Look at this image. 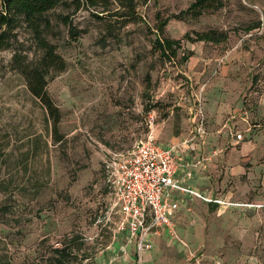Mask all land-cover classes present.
I'll use <instances>...</instances> for the list:
<instances>
[{"label":"rangeland","instance_id":"rangeland-1","mask_svg":"<svg viewBox=\"0 0 264 264\" xmlns=\"http://www.w3.org/2000/svg\"><path fill=\"white\" fill-rule=\"evenodd\" d=\"M194 1H140L132 22L85 4L49 12L43 36L66 61L47 87L60 111L58 136L13 64L15 54L36 62L44 51L23 18L15 23L10 47L0 49V264H53L54 249L65 242L74 248L71 264H138L132 245L123 253L125 236L116 235L114 163L149 134L175 144L189 126L213 116V99L223 116L209 125L222 130L217 147L230 113L244 114L252 126L249 135L239 117L232 119L242 143L258 145L249 180L241 181L250 182L251 193L234 182L220 187L222 195L232 193L229 201L252 207L215 209L190 200L143 264H264V170H257L264 169V0H217L198 18L184 14ZM165 21L162 38L181 40L177 56L167 59L156 46ZM210 30L228 40L185 38Z\"/></svg>","mask_w":264,"mask_h":264},{"label":"built area","instance_id":"built-area-1","mask_svg":"<svg viewBox=\"0 0 264 264\" xmlns=\"http://www.w3.org/2000/svg\"><path fill=\"white\" fill-rule=\"evenodd\" d=\"M197 132L200 135L206 132L204 117L198 123ZM235 137L237 140L243 139L242 134H236ZM178 167L173 149L164 148L153 134L140 141L136 152L114 163L112 199L113 207L120 216L116 235L125 236L123 253H127V246L135 245L138 264H143L142 254L153 248L151 235H160L166 227L173 233L171 216L182 203L175 194L200 200L215 209L252 207V204L234 203L185 186L177 177Z\"/></svg>","mask_w":264,"mask_h":264},{"label":"trees","instance_id":"trees-1","mask_svg":"<svg viewBox=\"0 0 264 264\" xmlns=\"http://www.w3.org/2000/svg\"><path fill=\"white\" fill-rule=\"evenodd\" d=\"M140 1L147 3L149 0H71V2L70 0H1L0 49L10 47L7 35L14 28L19 18H23L25 23L33 30L39 46L44 51L42 57L36 62H27L20 55L15 54L13 64L25 78L30 93L41 102L49 117L53 120V132L56 136L59 135L60 111L48 92V78L51 72L64 71L66 69V61L58 54L56 47L43 36L44 31L48 30L50 26V21L46 16L61 5L72 4L81 7L85 4L94 8H102V13L109 12L110 16L122 18L126 22H132L138 18L137 9ZM217 2V0H195L184 14L198 18L206 11L215 8ZM112 5H116V9H111ZM66 24L69 26V22ZM165 25L166 21L158 26L157 32L159 36L156 39V46L161 56L167 59L177 56L181 40L162 38ZM71 30L72 27L70 28ZM185 38L191 41L221 43L228 40V34L210 30L196 33V40L191 39L189 35ZM187 59V57L184 58V60ZM64 244V247L54 249L53 252L56 256L51 258L53 264H71L74 248L70 247V245L67 246V242ZM34 264H43V262L39 261Z\"/></svg>","mask_w":264,"mask_h":264},{"label":"crops","instance_id":"crops-1","mask_svg":"<svg viewBox=\"0 0 264 264\" xmlns=\"http://www.w3.org/2000/svg\"><path fill=\"white\" fill-rule=\"evenodd\" d=\"M215 100L207 105L208 110L210 111V114H213L210 119L205 120V134L200 135L197 132L198 124L192 126H189V128L186 129L183 133H181L179 136V139L176 141L173 145H166L160 142L164 148L166 149H173L174 155L177 158V162L179 164L178 171H177V177L181 179L182 183L185 186L191 187L195 190H198L205 194H214L218 197L225 199L227 201L232 200V197L229 195L232 194L231 192H228V196L222 195L220 191L221 188L227 187L230 183L234 182L236 185H238L242 191L245 193H251L252 188L250 187V182H246L245 186L241 185L242 179L249 180L251 170L250 167V160L249 158L254 153L255 147L258 146L256 142L251 143L245 142L242 143L244 140V137L242 140L236 139V134H242L237 133L235 130L237 123H232V119H236L239 117L242 122L244 132L248 133L249 135L252 130L251 124L248 122L247 117L244 116V114L234 111L233 113H230V116L226 120V124L224 125L225 128H228V130L224 131V135L222 137H225V141L222 143L221 147H217L215 144V139H217L219 135V132H222L218 130L217 133H214L210 131L209 125H212V123L220 124L222 121V114H221V108L220 105L217 106L214 104ZM217 106V107H216ZM203 107L205 108V105L203 104ZM192 118L190 119V122L192 123ZM257 126V125H255ZM234 129V130H233ZM243 135V134H242ZM154 138L156 136L153 134ZM254 145V146H253ZM256 152V151H255ZM221 167V174L218 170L213 171V168ZM251 169V170H250ZM257 170L263 171L262 168H257ZM223 174V176H222ZM264 175V173H263ZM260 176V175H259ZM261 178H264L263 176ZM258 176L255 177V180L257 182ZM261 180V179H260ZM255 184V183H254ZM221 187V188H220ZM223 187V188H224ZM225 189V188H224ZM176 197H180L182 200V203L180 205L179 210H177L172 216L171 220L174 222V218L176 216V213H178L183 207H188L190 200L195 201L197 199H191L189 197H186L184 195H180L179 193L175 194ZM242 204V203H239ZM169 233L172 234L169 230V228H163L161 231V234L158 236L151 235V241L153 242V248L156 243V240L163 234V233ZM164 233V234H165ZM131 250L132 248L136 251L135 245L130 244ZM152 248V249H153ZM151 251H145L142 254L146 253L147 260L149 258L148 254ZM135 261L138 259L137 251L136 255L134 257ZM133 259V260H134ZM146 260V261H147ZM146 264H148L146 262Z\"/></svg>","mask_w":264,"mask_h":264}]
</instances>
